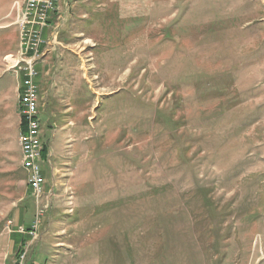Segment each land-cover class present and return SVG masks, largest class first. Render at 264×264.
I'll use <instances>...</instances> for the list:
<instances>
[{
    "label": "rangeland",
    "instance_id": "1",
    "mask_svg": "<svg viewBox=\"0 0 264 264\" xmlns=\"http://www.w3.org/2000/svg\"><path fill=\"white\" fill-rule=\"evenodd\" d=\"M22 1L0 0V264L25 247L38 264H264V0H102L78 16L73 54L39 61L38 198L6 58Z\"/></svg>",
    "mask_w": 264,
    "mask_h": 264
},
{
    "label": "built area",
    "instance_id": "2",
    "mask_svg": "<svg viewBox=\"0 0 264 264\" xmlns=\"http://www.w3.org/2000/svg\"><path fill=\"white\" fill-rule=\"evenodd\" d=\"M56 8V0H23L19 4H11L10 11L15 13L14 24L19 33L18 52L14 56L11 54L8 56L11 57L9 67L13 69L15 77L20 80L18 109L21 124L25 128L18 137L21 141V168L26 174V184L36 198L44 189L45 177L43 163H38V145H43V143L40 121L34 115V108H39L36 104L38 70L35 63L41 54L44 29L48 27L51 14ZM47 206L45 204V207ZM43 211V207L38 209L34 225L39 222L38 215ZM34 225L29 231L30 235H35ZM19 228L24 229L22 226ZM27 253V247L22 249L19 254V264H28Z\"/></svg>",
    "mask_w": 264,
    "mask_h": 264
},
{
    "label": "crops",
    "instance_id": "3",
    "mask_svg": "<svg viewBox=\"0 0 264 264\" xmlns=\"http://www.w3.org/2000/svg\"><path fill=\"white\" fill-rule=\"evenodd\" d=\"M60 1H61V3H58V7L51 14V18L49 20L48 27L44 29L43 37H44L45 41H43V45L41 47V54L35 63V67L38 71L40 70V67H41L39 61L44 54H45V60H46V58H47L46 53L50 52L48 55L52 56V51H54L56 49L58 51L59 50L63 51V53H61L62 57L64 56L63 55L64 53H67V54L72 53L73 50L69 48L70 45H73V43L71 42L72 40L67 39V37H68L67 32H69V31H71L69 37H70V39L72 38L71 35L73 32L71 30V26H72L71 23L75 22L76 18H79L78 16L84 17L87 21L93 20L94 16H92V15L95 14L94 11L96 9H93L92 4H96L102 0H76V4L79 1H82L84 3L83 7L79 6L77 12H75L76 8L73 5L74 4L73 0H60ZM85 19L80 20L81 23L85 22L86 21ZM54 35H55V37H54ZM70 42H71V44H70ZM66 57L67 56H64V58H66ZM38 99H39V97H38ZM37 104H38V100H37ZM18 124H19V122H18ZM18 130H19L18 131L19 135L21 132H24V130H25L24 126L21 124V121H20V124L18 125ZM18 142H19L20 151H21V142L19 141V139H18ZM20 156H21V152H20ZM41 163H43V159L41 160ZM20 166H21V164H20ZM18 222H19V220H18ZM21 236L22 235H20L19 241H17L18 239L15 241L16 245H18L19 242H21ZM31 251H32V249H29V253L27 256L28 264H31L34 262L39 263L40 260L38 259L37 256H34V254H31ZM5 263H7V262H5Z\"/></svg>",
    "mask_w": 264,
    "mask_h": 264
},
{
    "label": "bare ground",
    "instance_id": "4",
    "mask_svg": "<svg viewBox=\"0 0 264 264\" xmlns=\"http://www.w3.org/2000/svg\"><path fill=\"white\" fill-rule=\"evenodd\" d=\"M56 4H57V0H56ZM54 37H55V35H54ZM6 58H11V57L7 55ZM9 60L11 61V59H9ZM37 99H38V91H37V88H36V104H37ZM34 115H36L37 118H38V108H34ZM41 150H42V145H38V159L41 158V154H42Z\"/></svg>",
    "mask_w": 264,
    "mask_h": 264
},
{
    "label": "trees",
    "instance_id": "5",
    "mask_svg": "<svg viewBox=\"0 0 264 264\" xmlns=\"http://www.w3.org/2000/svg\"><path fill=\"white\" fill-rule=\"evenodd\" d=\"M41 152H42L41 157L44 159V157L46 156V147H45L44 144L42 145V150H41Z\"/></svg>",
    "mask_w": 264,
    "mask_h": 264
}]
</instances>
